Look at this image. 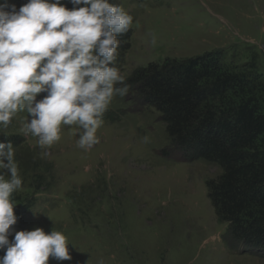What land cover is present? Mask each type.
Here are the masks:
<instances>
[{"label":"rangeland","instance_id":"1","mask_svg":"<svg viewBox=\"0 0 264 264\" xmlns=\"http://www.w3.org/2000/svg\"><path fill=\"white\" fill-rule=\"evenodd\" d=\"M9 2L19 8L27 0ZM110 2L136 16L131 48L116 65L126 78L152 62L212 51L264 74V0ZM109 110L120 116L104 119L100 143L88 152L76 146L75 126H65L41 158L35 138L19 131L26 113L0 133V142L24 138L14 146L23 185L13 194V227L67 238L72 259L48 264H264V250L225 239L228 224L218 220L207 188L222 173L218 164L169 147L160 114L136 90Z\"/></svg>","mask_w":264,"mask_h":264},{"label":"clouds","instance_id":"2","mask_svg":"<svg viewBox=\"0 0 264 264\" xmlns=\"http://www.w3.org/2000/svg\"><path fill=\"white\" fill-rule=\"evenodd\" d=\"M68 2L71 10L62 0H27L19 8L0 2V133L26 113L19 131L35 138L41 158L61 140L65 126H75L79 149L92 150L114 100L130 92L116 65L118 37L130 31L133 16L110 0ZM41 93L46 95L38 100ZM22 185L13 144L0 142V264L70 261L62 232L13 227L19 219L13 194Z\"/></svg>","mask_w":264,"mask_h":264},{"label":"trees","instance_id":"3","mask_svg":"<svg viewBox=\"0 0 264 264\" xmlns=\"http://www.w3.org/2000/svg\"><path fill=\"white\" fill-rule=\"evenodd\" d=\"M133 24L118 37L120 61L131 48ZM126 83L160 114L169 147L221 167L207 188L218 220L228 224L225 239L264 250V74L255 64L229 65L221 52L212 51L152 62L135 69ZM115 112L109 110L104 119L116 121ZM3 141L14 147L24 138Z\"/></svg>","mask_w":264,"mask_h":264}]
</instances>
